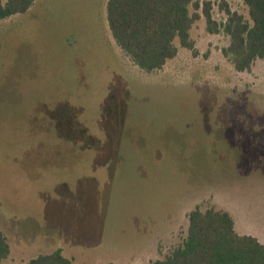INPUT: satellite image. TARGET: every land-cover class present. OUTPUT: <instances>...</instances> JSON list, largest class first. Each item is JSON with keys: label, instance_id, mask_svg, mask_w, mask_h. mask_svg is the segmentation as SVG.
<instances>
[{"label": "rangeland", "instance_id": "rangeland-1", "mask_svg": "<svg viewBox=\"0 0 264 264\" xmlns=\"http://www.w3.org/2000/svg\"><path fill=\"white\" fill-rule=\"evenodd\" d=\"M106 1L35 0L0 21V264L58 249L71 264H149L196 206L264 243V61L236 71L228 37L200 19L196 56L176 43L161 71H142Z\"/></svg>", "mask_w": 264, "mask_h": 264}, {"label": "trees", "instance_id": "trees-1", "mask_svg": "<svg viewBox=\"0 0 264 264\" xmlns=\"http://www.w3.org/2000/svg\"><path fill=\"white\" fill-rule=\"evenodd\" d=\"M247 18L225 0H107L106 19L120 51L142 71H161L178 53V45L198 54L190 32L203 19L209 34L224 33L228 44L222 56L236 71H250L257 59L264 61V0H243ZM35 0H0V21L27 11ZM217 5L220 21L213 16ZM177 41V42H175ZM182 242L149 264H264V243L240 234L232 215L220 208L196 206L188 215ZM10 246L0 228V261ZM24 264H71L61 251L40 254Z\"/></svg>", "mask_w": 264, "mask_h": 264}]
</instances>
